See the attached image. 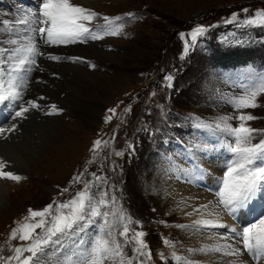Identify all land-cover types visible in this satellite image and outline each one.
<instances>
[{
  "label": "rangeland",
  "instance_id": "rangeland-1",
  "mask_svg": "<svg viewBox=\"0 0 264 264\" xmlns=\"http://www.w3.org/2000/svg\"><path fill=\"white\" fill-rule=\"evenodd\" d=\"M72 1L94 10L101 17H121L123 34L75 44L70 49L64 47L61 56L83 60L75 63L61 60L62 64L43 61V71L32 73L34 81L27 96L33 99L31 92L37 86L44 88L46 85L44 92L47 94L43 96L47 99L43 104H55L62 111L53 115H45L42 111L37 113L58 122L56 136L60 131L67 135L61 144L50 146V163H42V157L37 154L39 156L30 158L27 166L19 171L9 169L26 179L19 183L2 180L9 188L8 198L0 206V248L5 249L2 255L12 254L7 250L8 237L16 227L15 222L27 216L30 208L40 210L54 198L64 201L75 195L81 186L74 185L72 178L87 169L86 178H90L93 172L107 176L110 195L114 194L119 205L133 220L141 223L138 230L147 233L145 239L153 253L149 264H163L158 255L160 252L167 258V264H172L170 249L163 244V239L175 241V250L181 256H189V248L215 243L206 235L176 227L198 219V215L190 217L185 213L209 203L203 200L207 196L199 194L183 200L171 192L166 183L173 185V173L179 175L183 171V178L186 177L190 168H194V176L205 184L213 176L222 177L216 171L217 165H213L226 162L227 153L221 145L227 142L228 137L198 130L194 118L213 121L226 114L236 115L226 101L252 83L250 73L253 77L264 76V27L241 23L258 12H264V0ZM0 11L4 12L2 6ZM233 14L237 15L236 21H232ZM2 17L6 16L2 14ZM98 23L104 22L99 19ZM200 26L207 29L206 33L185 55V41L180 34L187 36ZM91 48L99 52L93 56L81 53ZM55 50L53 47L52 51ZM62 65L70 67L66 69L70 82H74V89L82 90L81 94L73 93L71 89L59 90V96L50 93L57 89L51 86L50 80L62 81L56 76ZM71 71L97 76L102 88L94 90L87 85L84 90L87 81H77ZM45 75L51 77L49 84L43 83ZM168 75L173 77L171 88L165 79ZM59 100L63 103L56 102ZM257 103V108L246 111L258 117L251 125L264 130V95L258 97ZM129 108L130 111L125 112ZM109 109H116V115L111 123H105V117L112 115L107 111ZM232 123L235 125L236 121ZM261 138H264V132L258 133L254 142ZM97 139L108 141L109 147L103 150L102 159L89 164L93 155L90 149ZM45 142L38 143L41 150L45 148ZM204 145L209 150L203 148ZM212 145H216L215 151L210 150ZM64 146L67 151L58 153L57 150ZM117 151L123 155L116 156ZM198 169L205 170L207 176L201 178ZM178 183V186L183 184ZM64 188L70 191L61 195ZM210 201L212 203L213 200ZM95 231L94 227L88 229L89 239ZM219 231L226 232L227 229ZM11 243L17 245L21 242ZM126 251L131 256V247ZM242 256L246 259L240 257V264H247L248 258L244 253ZM191 259L200 264H227L233 258L221 260L219 254H197ZM259 264H264V259Z\"/></svg>",
  "mask_w": 264,
  "mask_h": 264
},
{
  "label": "snow or ice",
  "instance_id": "snow-or-ice-1",
  "mask_svg": "<svg viewBox=\"0 0 264 264\" xmlns=\"http://www.w3.org/2000/svg\"><path fill=\"white\" fill-rule=\"evenodd\" d=\"M99 19L104 23H98ZM121 19L101 17L94 10L77 5L72 0H38L36 9H22L13 19L0 20V106L9 109V119L26 120L33 110L42 111L45 115L62 111L55 104H40L39 101L47 99L44 96L25 99L32 83V73L43 71L38 63L40 57L73 63L83 58L50 55L41 50V43L59 47L101 40L106 36L118 37L124 29ZM236 20L237 15L233 14L232 21ZM241 23L264 27V12H258ZM206 31L200 26L187 36L180 34L185 41V55ZM165 79L171 88L173 77L168 75ZM249 79L252 83L248 87L226 101L236 115L226 114L213 121L194 118L198 130L228 137L227 142L221 145L228 159L223 176L217 181L215 204L209 202L194 207L185 215H198L199 218L191 224L176 225L181 230L206 235L215 243L189 248L187 251L190 255L181 256L175 250V241L163 239V244L170 249L172 264H200L191 259L192 255L197 254H219L221 260L233 258L227 264H240L243 252H247L255 264L264 259V138L254 142L257 134L264 130L251 125L258 117L246 111L259 106L258 97L264 95V76L253 77L250 73ZM107 111L112 115L105 117V123H111L116 109ZM128 111L130 108L125 109V112ZM232 121H236L235 125ZM17 129L16 123L10 127L0 126V138L7 139L6 134ZM112 139H115V135ZM108 147V141L95 140L90 149L93 155L89 164L102 159V152ZM202 147L209 150L207 145ZM210 150L215 151L216 145H212ZM115 155L121 156L123 153L117 151ZM8 167L9 162L0 157V180L19 183L26 179L6 171ZM87 172L85 169L73 176L72 183L81 186L75 195L64 201L54 198L52 203L40 210L30 208L27 216L15 222L16 227L8 237L7 250L12 254L5 257L2 255L5 249L0 248V264H149L153 253L145 239L147 233L138 230L142 227L141 223L133 220L119 205L114 194L110 195L107 176L93 172L90 178H86ZM198 172L201 178L205 174V170L198 169ZM69 191V188L61 189V195ZM244 212L252 215L253 220L240 230L224 221L225 216L236 219L238 214ZM93 227L96 231L89 239L88 229ZM220 229L227 231L220 232ZM12 241L21 243L13 245ZM229 241H235V244ZM129 247L131 256L126 251ZM158 255L163 264H167L164 253Z\"/></svg>",
  "mask_w": 264,
  "mask_h": 264
},
{
  "label": "bare ground",
  "instance_id": "bare-ground-1",
  "mask_svg": "<svg viewBox=\"0 0 264 264\" xmlns=\"http://www.w3.org/2000/svg\"><path fill=\"white\" fill-rule=\"evenodd\" d=\"M95 48H91L92 50L87 49L86 53L83 51L81 53L86 54L88 56L89 55L93 56L99 52ZM83 49H85V48H83ZM49 68H51V65L49 66ZM67 68L70 69V67L62 65L60 67V69L57 70L58 72L56 73V76L60 77L62 79V81L57 82L56 80H50L51 86H53L54 88L56 87L58 89L57 90L55 88L56 91H53V90L50 91L51 89L49 88L50 90L49 89L48 90L50 91L51 94L59 96L58 95L59 90H60V92L61 91L63 92L67 89L73 90V93L75 92L76 94H81L82 90L77 91L76 89H74V82H70L69 72H68V70H66ZM71 72H73V76H76L77 81H87L84 90L87 89V87H86L87 85L94 88V90H99L100 88H102L100 86V82L98 81V79H96L97 76L95 77V76L91 75L90 73L84 72V71H81V73H78V71H77V73L74 71H71ZM43 77H42L44 79L43 83L49 84L48 80L51 77H49L48 75H45ZM91 77H95V78H91ZM44 88H46V85L44 86ZM44 88H42L41 86H37L35 88V90H33L34 93L31 92L30 95L32 96L33 99H35L38 96H43L44 94H47V92L46 93L44 92ZM36 94H38V95H36ZM67 97H68V95H67ZM43 101H39V102L43 103ZM66 101H68V100H66ZM56 102L60 103V100L56 101ZM61 103H63V102H61ZM66 104H68V103H66ZM8 122H10V123H8V125L6 127H10L12 123H16V124H18V129H17V131H15L11 134H6V135H8L7 139L0 138V157H2L3 159H5L6 161L9 162V167L6 169L7 171H9L10 168L15 170V171H19V169H21L22 167L27 166L30 158H32L34 156H39L37 154H40V156L42 157V161H41L42 163H44V162L50 163L52 161V160H50V162L48 161V158L52 155L51 151L49 149L50 146L61 144L63 142V138L67 135L66 132L60 131V135L58 134L56 136L55 135V133H56V131H55L56 127L55 126L58 125V124H56L58 122H55L51 119H48L47 117H42L40 114L37 113V111L36 112H30L29 118L26 120H23V121L17 120V121H12V122H11V120H9ZM62 134H63V137H62ZM42 141L43 142L46 141L45 142L46 146L44 149L41 150L42 146H40L38 143L41 142V144H43ZM36 148H38L39 150L38 149L36 150ZM57 151H58V153L67 151V147L64 146L63 148H60V150H57ZM226 158L228 159V156H226ZM49 159H51V158H49ZM58 164H62V163L60 161H58ZM216 165L218 167V169L216 171L220 174V176H223V173L225 171V163L224 164H215L213 166L216 167ZM192 169H194V168H190L186 171V177H184V178H183V176H184L183 171H181L179 173V175H175L173 173V177H172L173 185L170 183H166V185H168V188L170 189L171 192L177 193L178 195H180L179 198L182 197L183 200H186V199L190 200V199L195 198L197 195L200 194L201 196L202 195L207 196L210 200L212 199L213 200L212 204H215L216 197H215L214 193L217 190V181L221 177L218 178L216 176H213L212 179L206 180L207 183L205 184L199 180L200 178H197V176H194ZM190 170H191V172H190ZM205 176H207V174ZM172 180H168V181H172ZM178 182L183 183V184H181L182 186L176 185V184H180ZM200 188H202L205 191L201 192L202 190H200ZM8 189H7V185H5V183L2 180H0V206L3 205L4 202H6V200L8 198ZM209 194H212V195H209ZM206 198L203 197V200L211 202L210 200H207ZM184 204H186V203H184ZM206 204H208V203H206ZM186 206L188 209L190 208V207H188V205H186ZM257 209H259V205L257 206ZM246 219H247V212H244V213L238 214L237 218L234 220H238L240 222H243ZM224 221L229 225L234 224L233 221L228 216L224 217ZM241 257L244 258L243 256H241ZM244 259H246V258H244Z\"/></svg>",
  "mask_w": 264,
  "mask_h": 264
},
{
  "label": "flooded vegetation",
  "instance_id": "flooded-vegetation-1",
  "mask_svg": "<svg viewBox=\"0 0 264 264\" xmlns=\"http://www.w3.org/2000/svg\"><path fill=\"white\" fill-rule=\"evenodd\" d=\"M38 1V0H36ZM0 3L2 4H5L6 7L10 8L12 10V13L14 12V7L12 6L14 3H16L15 0H0ZM6 4H9V5H6ZM70 49V48H69ZM68 49V50H69Z\"/></svg>",
  "mask_w": 264,
  "mask_h": 264
},
{
  "label": "water",
  "instance_id": "water-1",
  "mask_svg": "<svg viewBox=\"0 0 264 264\" xmlns=\"http://www.w3.org/2000/svg\"><path fill=\"white\" fill-rule=\"evenodd\" d=\"M250 215V214H249ZM252 215H250L251 217ZM248 225L247 223L244 222V226ZM242 229V227L239 228V230Z\"/></svg>",
  "mask_w": 264,
  "mask_h": 264
},
{
  "label": "trees",
  "instance_id": "trees-1",
  "mask_svg": "<svg viewBox=\"0 0 264 264\" xmlns=\"http://www.w3.org/2000/svg\"><path fill=\"white\" fill-rule=\"evenodd\" d=\"M174 122V121H173ZM158 125H160V124H158ZM174 125H175V123H174Z\"/></svg>",
  "mask_w": 264,
  "mask_h": 264
}]
</instances>
